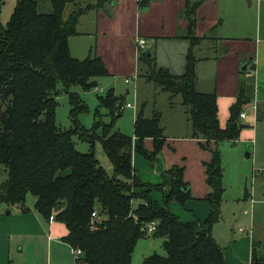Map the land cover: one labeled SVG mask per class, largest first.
<instances>
[{"label": "trees", "instance_id": "trees-1", "mask_svg": "<svg viewBox=\"0 0 264 264\" xmlns=\"http://www.w3.org/2000/svg\"><path fill=\"white\" fill-rule=\"evenodd\" d=\"M40 1L17 0L6 25L0 24V172L4 175L0 201L28 213L25 203L31 195L33 210L47 222L53 215L54 221L67 229L64 242L82 251L76 264H131L137 241L147 236L141 229L152 221L156 230L151 236L163 239L164 255L153 254L143 264H226L223 248L211 236V227L221 219L223 194L217 146L237 140L242 126L240 113L250 100L240 90L221 128L215 93L196 90L195 49L202 42H218L213 35H195V12L200 3L185 1L181 15L188 25L189 42L183 74L155 68L146 51L138 53L139 61L149 66L146 80L171 97L181 96L191 139L202 141L200 148L210 152L205 164L210 188L205 200L210 213L203 222L183 223L167 206L187 199L184 169L173 166L165 172L170 185L168 193L162 191L161 207L151 200L150 191L162 190L163 186L140 182L132 167L133 151L151 162L160 154L165 139L159 114L145 119L140 112L134 120L133 135L125 136L113 126L122 101L109 90L98 98L112 122L96 121L88 130L82 127L77 117L86 107L73 90L95 88V79L106 76L107 71L99 57L78 60L69 53L68 40L78 35L77 23L85 7L73 4L74 10L64 18L66 5L74 0H49L50 12L46 13L39 11ZM107 1L98 0L94 7L103 9ZM4 3L0 0V15ZM59 83L70 105L73 126L68 130L60 129L55 120ZM73 136L88 143L90 149L100 142L112 165V176L99 165L92 150H76ZM147 139L152 140L151 152L144 149ZM143 188L142 192L134 191ZM93 212L96 218H92ZM251 247V264H264V259L257 257V249L264 251V243L252 242Z\"/></svg>", "mask_w": 264, "mask_h": 264}, {"label": "rangeland", "instance_id": "rangeland-1", "mask_svg": "<svg viewBox=\"0 0 264 264\" xmlns=\"http://www.w3.org/2000/svg\"><path fill=\"white\" fill-rule=\"evenodd\" d=\"M134 1L108 0L104 5V11L111 21H113L112 23L109 22L104 30L107 31V38L110 39L112 36H118L123 41L125 51L121 57L114 54L109 40L105 38L100 41V38H97L95 34H90L91 32L95 33L93 31L94 20L97 19V16H95L94 10L96 8L94 5L98 4V0H74L73 3L66 5L63 11L64 18H67L74 10L73 4L79 5L81 8L85 7V10L79 16L76 28L77 32L83 31L84 33L69 38L68 48L70 55L78 60H84L88 57H101L109 73V75L107 74L106 76L95 79V88L82 92L79 88L75 87L73 91L79 93L78 97L86 107V112L78 115L77 120L87 130L96 121L105 124L112 122L110 114L103 107H100L98 98L104 97L109 90H113V94L121 99L122 105L127 103L131 105L129 108H124L120 116L115 117L113 120L114 129L125 136L133 135L134 120L140 112L145 119L152 118L154 113L159 114L158 124L163 130V137L166 139V143L160 152L161 154L155 157L154 162H151L143 155L134 151L132 152V156L134 157V163L137 165L136 170L143 182H147L153 186H163L162 190L153 189L150 191L151 200L162 207V191L168 193L170 185L167 174H163V169L166 164H169V166L174 164L175 166L182 167L184 169V182H186L185 177L191 178L192 181L196 175V170L191 164L196 150L184 143L185 140L191 139L188 116L185 113V107L182 104L180 95L171 97L168 92L163 91L154 83L146 80L144 76L147 70H149L147 63L141 62L137 58V69L133 71L131 70L132 65L130 68L124 67L122 59L125 55L132 52L135 39L141 38L146 41L145 50L141 54L146 50H151L150 62L152 66L167 70L172 75H181L184 73L185 55H183V63L181 61L179 63V57L182 51L185 54L189 47V42L185 41L183 35H186V33L183 32L181 34L180 29H178L179 35L176 38H170L166 35L167 32L160 34L162 38L157 37L155 39L143 37L141 34L138 35V26L141 29L144 28L147 15L142 16L141 10L143 7H141V10L138 8L134 9ZM166 1L168 2L166 3ZM166 1L152 0L150 4L151 14L159 12L165 14V23H167V14L165 11L170 9L169 5L173 2L172 0ZM240 1L245 15L242 17L230 16L229 22L233 24L235 20H240L237 23H244V33L240 35L242 37H238V39H242L238 43L229 41L228 44L223 45L221 43L218 46L217 43H214L215 41H212V43L202 42L195 49L194 58L197 60L195 63V74L198 82L196 84V90L208 93L215 92L217 96L233 95L236 97L240 90L243 89L244 95L252 101L254 79L237 73L239 70L237 71L236 69V62L239 57L238 51L249 50L252 54L253 48L252 42L250 41L251 37L254 39L253 37L256 34V25L259 28L260 24L261 35L264 32V0ZM16 2L17 0H5L0 15V24L2 26H5L8 22ZM251 2L253 3L252 7L250 5ZM257 8L259 12H257ZM222 9L223 7L221 6L220 11ZM39 11L42 13L50 12L49 0L40 1ZM258 16L260 17V22ZM157 19L160 23L161 17H159V14L154 20ZM178 23L181 25L182 22L180 19ZM226 24H228L227 20ZM233 46H235L234 49L232 48ZM227 48H230L229 53L227 52ZM216 49L217 53L215 52ZM218 65H221L222 71ZM233 66L236 67L232 69ZM223 68L228 69V71L224 72ZM126 77L131 80L128 85L124 83V78ZM100 90L103 91L102 94L99 93ZM57 91V107L55 110L56 124L60 129L68 130L73 126L69 117L70 105L68 104V97L63 92L61 83L57 85ZM255 91L256 88H254V93ZM245 107L242 112H246ZM97 110L98 117L95 115ZM241 125L245 127L241 129L234 143L226 141L217 146L221 155L223 194L221 219L211 227V234L222 247L226 246L231 249V244L235 241L239 242L240 250L242 252H248L250 259L251 253H249L248 239L253 237L256 243H264V173L260 174L257 171L264 169V145H260L257 148L254 135L252 136L250 134L251 131H256V129H252V127L245 123H241ZM73 141L76 150L81 153H89L92 150L99 165L109 176H112V165L105 155L100 142H95L93 148L90 149L89 144L80 141L78 136H73ZM212 147L213 144L211 143ZM168 148L172 150L170 154H167ZM144 149L151 152L152 143L146 141L144 143ZM246 153H249V158H246ZM203 154L206 157L207 151ZM149 161L153 164V167ZM189 165L191 167L190 170L187 168ZM2 180H4V175L0 172V181ZM142 191L141 189L137 190V192ZM245 191L247 193L246 196ZM247 196L249 198L246 199L245 197ZM32 199L34 198L28 195L25 204L27 205V202ZM192 202L193 196L189 192L187 199L182 204L171 202L167 208L179 220L189 218L191 223L195 218H198L196 212L191 207ZM239 229H244L245 232L241 233ZM162 242V238H154L151 235L139 239L132 254L131 264H143L144 259L153 254L163 256ZM242 243L243 245H241ZM262 253L264 252L257 250V255H262ZM232 256L235 259L239 258L236 252H233ZM249 259L248 261L242 260L241 262L248 264Z\"/></svg>", "mask_w": 264, "mask_h": 264}, {"label": "crops", "instance_id": "crops-1", "mask_svg": "<svg viewBox=\"0 0 264 264\" xmlns=\"http://www.w3.org/2000/svg\"><path fill=\"white\" fill-rule=\"evenodd\" d=\"M151 1L152 0L134 1L135 3L134 9L138 8L141 10V7H143L141 10V14L142 16L147 15L146 17L147 21L146 24H144V28L141 29L138 26V30H137L138 35L141 34L143 35V37L155 39L157 37L162 38L160 37V34L163 32H167L166 35H168L170 38L172 37L176 38L178 37L177 35H179L178 29H180L181 34L183 32L186 33V35L183 36L185 38V41H187L186 36H187L188 25L186 19L183 20V17H181V15L183 12V8L185 6V1H189L190 3H196V2L200 3L199 7L195 12V20H196L195 35L197 37H205V36L213 35L215 38L218 39L217 46L220 45L221 43L223 45L228 44L229 41H234L238 43L240 39H242V38L238 39V37H242L240 35L244 33V29H243L244 23H237L240 20L238 21L235 20V23L233 24L229 22L230 16L242 17L243 15H245L240 0H232V1L172 0L173 2L169 5L170 9L168 11L167 10L165 11L167 14V23H165V14H161L160 12L151 14L150 11ZM167 2L168 1H166V3ZM250 5L252 7L253 3L251 2ZM221 6L223 7V9L220 11ZM104 10L105 8L94 10L96 14L95 16H97V19L94 20L93 31L95 33L91 32L90 34H95L97 38H100V41L105 38L109 40V42L111 43V49L114 52V54H116V56L118 57H121L123 52L125 51L123 46V41L120 40V37L118 36H112L110 39L107 38L108 36L107 31H105L104 29L109 22L112 23L113 21H111V19L107 16ZM257 12H259L258 8H257ZM158 14L159 17H161L160 23L158 22V19L154 20ZM179 19L182 22L181 25L178 23ZM226 20L228 21V24H226ZM258 20L260 22L259 16H258ZM78 33L79 34L77 36L81 35L84 32L78 31ZM253 38L254 39H252L251 37V41H250L252 42L251 44L253 48L252 54L250 53L249 50L246 51L242 50L240 52L238 51L239 57L237 58V62H236L237 67L233 66L232 69L236 67L237 71L239 70L237 73H240L246 77H251L254 79L253 100L249 101L247 106L245 107L246 112H243L245 114V118L243 121H241V123L248 124L250 127H252V129H256V131H251L250 134L252 136L254 135L256 147L258 148L260 145H264V32H262L261 35L260 24H259V28L256 25V34ZM230 44H234V43H230ZM234 47L235 46H233L232 48L234 49ZM227 49H228L227 52L229 53L230 48ZM149 52L151 56L152 54L151 50ZM215 52L217 53V49ZM139 54L137 52L136 39H135V45L133 46L132 52L125 55V57L122 59L124 67L130 68V66L132 65L131 70L136 71L137 69L136 59L139 57ZM249 54H251V56H249ZM183 55H186V52L185 54L184 51L181 52L179 57V63L180 61L181 63H183L184 61ZM216 62H218V60ZM218 67L222 71L221 65H218ZM243 67H245L244 70H242ZM223 71L227 72L228 69L223 68ZM250 73H254V75L251 76ZM107 74L109 75L108 71ZM254 88H256L255 93H254ZM199 92L208 93L205 91H199ZM216 97H217V107H218V120L221 128H223L225 127V124L229 117V109L234 104L237 96L234 97L233 95L232 96L216 95ZM244 127L245 126H243L241 129H243ZM146 141H150L152 143L151 139L145 140L144 143ZM200 142L203 143L202 141H197L194 139L184 141L185 144L196 150L195 157L191 161L192 166L196 170V175L194 177V180L192 181L191 178L185 177V181H186L185 183L187 185V190L193 196V202L191 203V207L194 209L196 215L198 216V218H195L194 221L199 220L200 222H202L206 219V217L210 213V206L208 202L205 200V197L210 192V188L206 184L205 164L209 162L211 156L208 150H203L200 148L199 145ZM165 143H166V139L164 144ZM170 151L172 150L168 148L167 154H170ZM206 151H207V155L205 157L203 156L204 155L203 153H205ZM173 165L174 164L169 166V164H166L163 169V174H165V172L168 169L173 167ZM151 166L153 167V164H151ZM132 167L139 181L142 183L149 184L147 182L142 181L138 171L136 170L137 165L134 163L133 156H132ZM187 168L188 170H190L191 169L190 165ZM156 184H160V183H156ZM144 189L145 188L141 190ZM137 190L139 189H135L134 191L137 192ZM247 198L249 197L247 196L246 199ZM33 205H34V199L28 201L26 208L29 209V212L22 213L18 207H7L5 204H3L0 201V264H76L71 253V248L63 240L64 237H66L67 235V229L65 228V226L55 221L52 222L51 224L48 223L33 210ZM190 221L191 220L189 218H183V220H181V222H187V223H190ZM239 232L244 233L245 230L239 229ZM212 237L215 240V237L214 236ZM252 242L255 241L253 237H250L248 239L249 253H251ZM218 245L221 248H223L224 259L226 264H244V262L242 263L241 261L242 260L248 261L249 259L248 252L246 253V251L242 252L240 250L239 242L235 241L233 244H231V249H229V247L226 246H225L226 248L222 247L220 244ZM241 245H243V243ZM257 250H261V249H257ZM261 251L264 252L263 250ZM233 252L238 253L239 255L238 259H235L232 256ZM257 257L260 259H264V253H262V255L260 254L257 255ZM248 264H251V256Z\"/></svg>", "mask_w": 264, "mask_h": 264}, {"label": "built area", "instance_id": "built-area-1", "mask_svg": "<svg viewBox=\"0 0 264 264\" xmlns=\"http://www.w3.org/2000/svg\"><path fill=\"white\" fill-rule=\"evenodd\" d=\"M136 46H137V52H142L143 50H145V47H146V42L142 39H136ZM251 76L254 75V73H250ZM124 82L126 84H129L131 82V80L129 78H125L124 79ZM103 91H99V93L101 94ZM131 105L129 103L127 104H124L121 106V111L124 109V108H129ZM240 120H244L245 118V114L243 112L240 113ZM260 174H263L264 173V169H261V170H257ZM96 213L93 212L92 213V218H96ZM54 222V216H50L49 219H48V223H52ZM142 231L145 232L146 235H152L154 233V231L156 230V222L152 221L150 223H148L146 226L142 227L141 229ZM242 231V230H241ZM71 253H72V256L74 258V260L76 261V259H78L81 255H82V251L80 249H73L71 248Z\"/></svg>", "mask_w": 264, "mask_h": 264}, {"label": "water", "instance_id": "water-1", "mask_svg": "<svg viewBox=\"0 0 264 264\" xmlns=\"http://www.w3.org/2000/svg\"><path fill=\"white\" fill-rule=\"evenodd\" d=\"M146 55H147V57H150V52L147 50L146 51ZM245 69V67H243L242 68V70H244ZM118 117V115L116 116V118ZM241 128L243 127V125L242 126H240ZM246 158H249L250 157V155H249V153H246ZM187 190V189H186ZM255 264H257V263H255Z\"/></svg>", "mask_w": 264, "mask_h": 264}]
</instances>
